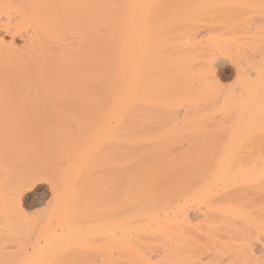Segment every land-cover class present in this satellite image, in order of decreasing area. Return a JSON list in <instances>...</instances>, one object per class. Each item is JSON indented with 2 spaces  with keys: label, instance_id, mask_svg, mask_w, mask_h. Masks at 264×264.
Segmentation results:
<instances>
[{
  "label": "bare ground",
  "instance_id": "bare-ground-1",
  "mask_svg": "<svg viewBox=\"0 0 264 264\" xmlns=\"http://www.w3.org/2000/svg\"><path fill=\"white\" fill-rule=\"evenodd\" d=\"M235 1L0 0V33L3 32L11 36V38L8 36L10 41H13L16 36L23 40L21 49L4 44L0 40V100H3L0 105L3 103L7 105V101L12 99L13 102L9 101V103L12 102L11 105L16 104L15 101H17L19 104L15 106L19 105V107L16 108L25 110L29 105L33 106L32 103H29L30 100L27 102L30 97L45 100L59 98L61 101L75 99V103H72L73 106L69 105L70 102L64 103L67 105V110L66 107L64 110L60 100V104H58L63 109L60 114L64 113L63 111L71 113L70 111L74 110L72 107L77 112L78 108L81 109L79 114L75 110L74 113H71L83 117L81 119L84 121L81 119H79L80 122L76 121L77 127L75 128H78L79 132H83L84 126L85 129L89 127L90 130L92 123L93 126L98 124L93 118L97 115V110L101 111V123L111 113L110 123L112 125H106L111 127V133L109 131L106 136L111 134L113 140L114 138L119 140V143L118 140H114V143H118L119 146L117 147L115 144L117 148L114 146L113 149L119 151L114 154L116 156L119 154V159H121L117 160L118 157L113 155L111 158L114 157L113 159L121 162V170L120 167L118 168L119 172L114 170L117 172L116 177L113 176L116 173L113 174L115 168L106 172L107 174L108 171L111 172L108 176L111 174V177H115L116 184L122 186L116 187L115 182H112L110 188L113 187V189H108L113 191L109 190L111 196L107 197L113 202H111L112 205H109V209L113 208L111 209L113 211L119 207L116 210L118 212L120 210V215L113 211L120 216L117 215L119 219L111 213L112 211L105 209V215L108 211L110 215L112 214V216H108L113 217L110 224L117 223L120 229V232L117 231L120 233L118 242L111 240V238H115L113 236L108 237V241L105 240L111 245L104 241L111 247H106L108 248L106 251L109 249L118 250V256H109L110 254L108 256H106L107 254L105 256H72L70 251H79L76 246L81 243L84 235L81 233L83 229L81 225L80 230L76 229L74 225L76 222L78 223L76 225H79L84 218L81 220L83 216H79V219L77 214L73 217L68 214L69 206L71 210L75 205L74 203L69 204L71 199L68 197L76 198L73 199L77 202L80 201L78 203H81L84 198L81 197L82 200H78V195L76 197L72 195L74 191H71L73 192L72 196L67 197L68 186L63 188L62 193L58 192L60 194H57V191L53 189V193L55 192L53 196L56 195L58 200L57 209L59 210L60 206L64 207V209L60 208L61 215L57 218L59 222L57 227L60 228V232H44L42 236L44 238L41 237L44 239H41L44 241V245L41 241V248L37 246L38 243L36 245L35 241L39 236L35 237L33 240L36 245L34 255L31 252L33 256H17V254H21L20 252H26L27 238L32 235L30 226L34 224L28 222V216L23 211V199L27 190L36 181L35 176L38 177L40 172L38 171L37 174L34 171L36 173H32L35 175L32 178L31 172L27 171L26 166L28 168L27 164L31 163L27 154L28 146H25V149V144L20 139L21 144L18 143L19 141L16 142L20 146L23 145V148H20L14 143L17 139L11 135L12 132L10 133L12 137L8 135L12 128L14 131L16 129L18 131L20 124L18 127L14 123V127L8 128L7 136L6 134L3 136L7 137L8 140L4 137L7 142L10 140L8 136L13 138L11 142H8L11 143L9 147L13 148L11 150L14 151L15 146L17 149L16 152H11L14 154L13 161H15L14 159L18 160L17 158L20 156L24 157V155H27V158L25 160L23 158L24 161L20 158V163L23 162L21 165H26L22 166L25 169L20 168L21 170H19V167L18 169L15 167V163V165L12 164L9 156L11 154L8 152V155L6 152L9 151V148L3 147L2 149L0 147V222H2V224L0 223V264H206L202 262L203 260L208 264H222L223 260L232 256L236 259H234L236 264H257L258 262H260L258 264H264V145L261 142L263 137L261 130L264 128V66L260 63L249 64V61L245 60L248 63L246 64L248 70H245L244 66L239 67L242 69L237 68L239 80L236 81L240 86L239 90H235L237 93L233 90L221 95L218 82L216 83V80L206 82V77H208L204 74L206 71H202L201 64L197 63L202 58L208 57L205 56L207 53L210 57L213 54L227 57L226 55L231 56L233 52L239 56L245 53L243 44L238 45L234 39L223 37L224 35L219 33L220 31L216 34L207 32L202 41L197 40L198 36L195 32V28L197 29L200 22L212 21V24L215 19L213 24L216 25V22L220 23L223 17L226 18L230 15L235 17L238 23L229 25L228 22L225 23L226 27L221 24L219 29L222 28L224 31L229 28L239 30L243 27V22H245L243 19L248 13L249 16L264 14V4L263 6L258 4L260 0H248L249 5L247 6L245 5L247 4L246 0H241L246 2L245 4L244 2L238 4L237 1L240 0ZM166 2L169 5H165ZM253 2L256 3L255 5L258 4L259 8ZM233 3L238 5L235 4L234 7ZM229 4L230 7H226ZM223 13L225 14L223 15ZM207 17L209 19L211 17L213 20L209 21ZM232 20L231 18L230 23ZM203 29L205 28L203 27ZM254 29L256 28L254 27ZM167 48L171 51L170 59L163 60L167 58L166 55L160 58L162 50L157 58V50ZM242 51L243 54L240 53ZM207 59L209 60V58ZM200 71L203 72V76ZM204 76V81L201 78L198 79ZM196 79L202 81L197 83L200 84L197 88L194 87ZM194 80L195 83H193ZM5 100L7 101L4 102ZM23 100L27 102H23V104H28L25 105L26 108L20 106ZM55 103L57 105V102L52 105ZM42 104L43 108L44 103ZM11 105L10 107L7 105L5 109H3L5 106L1 107L0 110L3 111L0 113L9 110L7 112L12 114L17 111L15 106L11 107ZM68 105L71 106V110L68 109ZM77 105H86L90 110L85 111L86 107ZM209 105L211 107L217 105L212 108V115L209 113L210 110L207 111L210 108ZM179 107L184 108L182 111L184 114H182V120L180 119L181 122L178 123L180 121L177 120ZM144 108L145 112L143 113ZM84 111L86 114H90L88 111H91V115H93L90 118L94 122L85 117ZM21 113L25 115L26 112L22 111ZM216 116L219 117V120H225L227 128L221 130L220 134L219 132L211 134L209 130L208 132L205 131L206 129L203 130L202 127L205 124H211L210 122ZM71 117L74 119L72 120ZM71 117L68 118V121L71 119L73 124L78 118ZM97 117L95 118L98 121L100 118ZM9 120L10 117L7 118L8 122ZM88 120L91 122V126H89ZM69 122L64 123L69 127ZM104 123L102 124L105 126ZM165 124L169 127L167 128ZM178 124L180 128H178ZM26 125L30 127V124ZM54 125L56 126V124ZM164 125L167 129H164ZM57 126L60 128V123ZM72 126L74 127V124ZM181 137H187L191 142L184 143L183 146L187 144L186 148L178 146L181 150L178 151L176 148L175 151L173 149L175 142L173 141L179 140ZM1 138L3 137L0 136V140ZM217 138L220 139L218 145L200 143V140ZM104 139H106L105 136ZM19 148L20 152H23L22 149H24L26 154L22 153V155ZM16 153H19L17 158ZM29 156L31 157V154ZM98 157H100L99 154ZM98 159L96 162L99 161ZM113 161L107 163L112 164ZM117 161H114V166L118 164ZM99 162L101 164V160ZM40 163L36 162L35 164L40 167L42 166ZM19 164L17 163V166ZM95 164L89 168L99 165ZM31 165L35 166L33 163ZM73 165L75 166V162ZM55 167L54 164L53 169ZM95 168L98 169V167ZM118 174L122 180L117 177ZM56 176L58 175L56 174ZM82 176L80 175L81 180H78H83L82 182L86 183L87 178ZM109 179L106 182H109ZM95 182L97 183L96 180ZM95 182H92L93 186H96ZM87 184L89 183L87 182ZM115 188L117 192H114ZM95 195H93L94 199L99 196L94 197ZM93 198L90 199L94 202ZM119 199H121L120 203ZM115 200L118 201L114 204ZM89 201V199L85 202L82 201V207H85L84 203ZM77 202L76 206L79 205ZM93 202L88 204L92 206ZM106 203L108 205V202L103 204ZM100 204L98 205L100 206ZM82 207H76L74 213ZM92 207H90L91 209L87 207V209L95 213ZM104 208L106 207L104 206ZM54 209L56 210V208ZM84 210L87 211L86 208ZM91 213L89 214L87 211V217L83 214L85 218L91 220L93 217ZM191 213L197 214V222H192L190 215L193 217V214ZM53 216L55 217V215ZM72 218L75 219L74 222ZM89 219H85L87 223H89ZM113 219L117 221H113ZM91 221L90 223L94 222V220ZM101 223L100 225L92 224L90 229L87 226L88 229H84L82 232L85 230L98 232L97 229L105 224ZM87 227L85 226V228ZM43 229L51 231L49 228L43 227L39 235H42ZM110 230L113 231L110 227L105 231L110 232ZM86 231V236H89L90 232ZM95 235L90 236L95 238ZM15 237L16 239H14ZM97 239L99 238L96 237L95 241ZM15 241H18L17 246L13 243ZM96 243L98 244L99 241ZM83 244L85 245V242ZM83 246L80 249L83 250ZM10 247H15L14 253L11 254L12 251L5 253L11 249ZM100 247L96 246L99 251ZM95 249L94 251L97 250ZM102 249L104 248L102 247ZM98 250L96 252L99 253ZM60 253H63L62 255L67 253L68 256H58ZM208 259H212L214 262L212 263Z\"/></svg>",
  "mask_w": 264,
  "mask_h": 264
},
{
  "label": "rangeland",
  "instance_id": "rangeland-1",
  "mask_svg": "<svg viewBox=\"0 0 264 264\" xmlns=\"http://www.w3.org/2000/svg\"><path fill=\"white\" fill-rule=\"evenodd\" d=\"M224 1H226V0H224ZM228 1V0H227ZM235 1V0H234ZM248 0H246V2H247ZM250 1V0H249ZM248 1V2H249ZM262 1H263V3H262ZM236 2V1H235ZM240 2V3H239ZM237 1V3L238 4H243V2L244 1ZM246 2H244V4L246 3ZM248 2H247V4H245L246 6L247 5H249L248 4ZM255 2H257V1H255ZM254 3V2H253ZM231 4V3H230ZM230 4H229V6H226V7H230ZM234 5V7H235V4L236 3H233ZM238 4H236V5H238ZM256 3H254V5H255ZM258 4L260 5V4H262L261 6H263V4H264V0H260V1H258ZM258 4L257 5H255V6H257L258 8H259V6H258ZM165 5H169V3L167 4V2L165 3ZM228 5V4H227ZM232 5V4H231ZM240 6V5H239ZM239 6H238V8H239ZM254 6V7H255ZM260 6V7H261ZM225 7V8H226ZM243 7V6H242ZM258 8H256V9H258ZM230 10V9H229ZM233 11H235V10H233ZM226 12H228L227 11V9H226ZM225 13H223V15H224ZM228 14V13H227ZM237 14V13H236ZM230 15V14H229ZM246 15V14H245ZM250 14L248 13L246 16H245V18L243 19L245 22H243L244 24L242 25L243 27H241L239 30H231L230 28H229V30H227V29H225V31L221 28V30L219 29L220 27H221V24L224 26V27H226L227 26V24H225V23H228L229 22V25L230 24H236V23H238V20L234 17H232L231 15V17L230 16H227L226 18H224L223 17V19L220 21V23H217L216 21V25L215 24H213L214 23V20L210 17V19H212L213 20V23L211 24V22L212 21H210V19H209V17H207L208 19H209V21L210 22H208V23H203V22H200L198 25H197V29L195 28V32H196V36H198L197 37V40L199 41V40H201L202 41V39L207 35L206 33L208 32V33H217V32H219V33H222L224 36L223 37H225V38H227V39H231V40H235L236 42H237V44L238 45H244L245 47L243 48V51L245 52L244 54H243V51L242 52H240V53H242L243 55L241 56V54H240V56L236 53V52H233V53H231V56H228V55H226L227 57H225V55H219V54H213V55H211V57L209 56V55H207V54H205V56H208V57H204V59H205V61L203 62V58L201 59V61H202V63H201V61H199V62H197L199 65L201 64V67H202V71H206L204 74H206L205 76H208V77H206L207 79L205 80L206 82L208 81V82H211V81H215L216 83L218 82V84H219V86H218V88L220 89V91H221V95L223 94L224 95V93L225 92H227V91H237V90H239L238 88L240 87L239 86V83L237 82L239 79H238V73L237 72H239V70H237V68L238 69H242V68H239L240 66L241 67H243L244 66V69L245 70H248V67L246 66V64H248V63H246L247 61H249V64H254V65H256V64H262L263 66H264V14L263 15H261V14H258V16H257V14H255V16H254V14H252L251 16H249ZM226 16V15H225ZM237 16V15H236ZM253 16V17H252ZM259 16H260V18H259ZM262 16V17H261ZM230 17V19H228ZM218 18V17H217ZM220 18V17H219ZM231 18L234 20H236V22H234L233 20H232V22L230 23V20H231ZM251 18V19H250ZM257 18V19H256ZM259 18V19H258ZM226 19V20H225ZM229 21H228V20ZM250 19V20H249ZM205 20H207V19H205ZM205 20H204V22H205ZM217 20V19H216ZM218 20H220V19H218ZM217 20V21H218ZM226 21V22H225ZM247 21L249 22L248 24H247ZM224 22V23H223ZM219 25V26H218ZM226 25V26H225ZM246 25H247V27H246ZM200 26V27H199ZM203 27L205 28V29H203ZM217 27V28H216ZM254 27L257 29V30H260L259 32L256 30V29H254ZM208 28H210V29H208ZM243 29V30H242ZM257 32H256V31ZM216 31V32H215ZM254 31H255V33H254ZM261 33V34H260ZM8 34H5V33H3V32H1L0 33V40L4 43V44H7V45H12V47H15V48H17V49H21L22 48V46H23V43H22V38H19L18 36H16V38H14V40L13 41H10L11 39V36H9ZM12 43V44H9V43ZM143 47H144V45H143ZM143 50H144V48L142 49V53H143ZM161 50H162V52H161ZM158 51V57L157 58H159V56H160V52H161V56H160V58H162V57H164L165 55V57H167V58H165V59H163V60H169L170 59V57H171V55H169V53H171V51H170V49L168 50V48L167 49H159V50H157ZM241 51V50H240ZM205 52V51H204ZM163 53V54H162ZM163 55V56H162ZM215 55V56H214ZM245 55V56H244ZM157 56V55H156ZM207 58H209V60L207 59ZM207 59V60H206ZM167 60V61H168ZM245 60H247V61H245ZM211 61V62H210ZM205 64V65H204ZM197 67V66H196ZM208 67V68H207ZM246 67V68H245ZM203 68H204V70H203ZM206 68V69H205ZM195 70H196V68H194ZM193 69V70H194ZM195 70H194V72H195ZM201 70V69H200ZM211 71V72H210ZM201 72V71H200ZM208 72V73H207ZM195 73H197V72H195ZM202 73V76H203V72H201ZM197 75H198V73H197ZM211 75V76H210ZM205 76L204 77H199L198 79H202L203 80V78H205ZM211 80H210V79ZM198 79H196V84L197 83H199V82H202L201 80L200 81H198ZM209 79V80H208ZM203 80V81H204ZM237 80V81H236ZM147 81H149V80H147ZM193 83H195V80H194V82ZM194 85V87L195 88H197V86L198 85H200V84H197V85ZM194 88V89H195ZM235 91V92H236ZM237 93V92H236ZM47 99V98H46ZM62 100H64L65 98H61ZM8 100V99H7ZM7 100H5L4 102H6ZM15 100V99H14ZM30 100V101H29ZM60 99L58 98V99H56V98H54V100H53V98H52V100H50V99H47V100H45V99H41V98H29V99H27V102L29 101V103H32L33 104V106L32 105H29L28 106V108H26V106L28 105V104H23V102H26L25 100H23L22 101V105H20L21 107H25L26 109L25 110H22V108H16V107H19V105H17V106H15L16 104H19V103H17V101H15L16 102V104H10V103H12L13 102V100L12 99H10L9 101H12V102H10L9 103V101H7V105H9L8 107H10V105H11V107H13V105L15 106V108L17 109V111H15L14 110V108H13V110L15 111V112H11L12 114H10V112L8 113L7 111H9V110H6V112H5V110H4V112L5 113H0V136L1 137H3V138H1V140L0 141H2V142H0V147H2V149H3V147H5V149H7V148H9V151H6L5 149V151L7 152V154H8V152L12 155V157H11V155H9L10 156V160H12V164H14L15 165V167L18 169V167H19V170H21L20 168H22V169H25L24 167H22V166H25V165H21L22 163H20V158H21V160H23V158H24V160H25V158H27V155L25 156L24 155V157H22V156H20V158L18 157L17 158V156H18V154L16 153V158L19 160V162H18V160H16V159H14L15 161H13V156H14V152H16L15 150H17L15 147V144L14 143H16V142H18L20 139V141H22L25 145H24V148H25V146H28V150H29V152H31L30 154H31V157L29 156L30 154H29V152H27V154H28V159H30V161H31V163L29 164L28 162V168L31 166L32 167V163H33V166L35 167V168H38V169H35L34 167H30L29 169L27 168V166H26V169H27V171L28 172H31V175H33V177L32 178H34V174L37 172V174L39 173V175H38V177H36L35 176V179H36V181L34 182V184L27 190V194H25V197H24V199H23V204H24V208H23V211L25 212V214H26V216H28L27 218L29 219L28 220V222L31 224L32 222L34 223L33 225H35L34 227H33V225L31 224V226H30V228L32 229V235H30V237H28L27 239H28V243L26 244L27 246H26V252L23 254L22 252H20L21 254H17V256H20V255H25V256H33L34 255V249H36V245H37V243H38V247L39 248H41V246L42 245H44V241H42V240H44V239H42V238H44V237H42L43 236V233L44 232H53V231H59L60 232V228H58L57 227V225L59 226V222L57 221V218L58 217H60V213H61V209H64V207L63 206H60L59 205V202H58V205L60 206V208H59V206H58V208H59V210L57 209V205H56V203H57V198H56V195L55 196H53V194H55V192L53 193V189H54V191H57L56 193L57 194H60V193H62L63 191V188L65 187V186H68L69 187V189H68V191L69 192H67L66 193V195H67V197L68 196H72V195H74L75 197L78 195L79 196V199L78 200H82L81 199V197L82 198H84L85 199V201L86 200H90L89 202H93V200H91L90 198H93V195L94 194H96L94 197H96L97 195H99V196H97L95 199H94V202H93V204L92 203H90V204H92V206L91 205H89L88 203L89 202H86V203H84V205L86 204V206L87 207H89V209H91L90 207H92V208H94L93 210H95V213H96V215H93V214H95L94 212H92V210H91V212H90V210H88L87 209V207L85 206H83L82 207V205H81V203H83V202H85L84 201V199L81 201V203H78V202H80V201H78L77 202V200L75 201L74 199H76V198H70V197H68L69 199H71L70 201V203L69 204H71L72 205V203H74L73 205V208L70 210V206H69V211H68V214L70 215V216H72L73 217V215H76L79 219H80V217L79 216H83L82 217V219L81 220H83V218H84V222L83 221H81L80 223H79V225H76V224H78L76 221L78 220V218H75V219H77L75 222H76V224L74 225L75 226V228L76 229H78V230H80L81 228H83L82 230H84V229H88V227H89V229H90V227L92 226V224L94 225H100V223L102 222H104L100 227V229H97L98 230V232H91L90 230L89 231H86L87 233H89L90 232V234H88L89 236H86L87 234H85V231L84 232H82V230H81V233H84V235H83V237H82V239H81V243L78 245V246H76V249H77V247H78V249H79V251H73V252H71L70 250V253L71 254H73L72 256H105L106 254V256H108L109 254V256H118L117 255V251L118 250H112V249H109V251H106V249H108V248H106V247H110V246H108V245H106L105 244V242L106 243H108L107 241L109 240V238L110 237H115V238H111V240H116V242H118L119 241V236H120V229H119V226H118V224L117 223H112V224H110L111 223V221H112V218L111 217H108V216H112V214L110 215V213H109V211L111 212L112 210L111 209H113V208H110L109 209V205L111 204L112 205V200L109 198V199H107V197H108V195L109 196H111L109 193H110V191L112 192L113 190H110L111 188L113 189V187H111L110 188V186H111V183L113 182H115L114 180V178L116 177V174H117V172H119V170H118V168L120 167V170H121V162L119 163L117 160L119 159V154H117V156L114 154L116 151H114V149L115 148H117L118 146H119V140L118 139H116V138H114V140H118V143H114V140L112 139V135L111 134H109V136H106V135H108V132L109 133H111V127H107V126H109V125H112V123H110V121H111V113H109L108 115H107V117H106V119L103 121V122H105L104 124H105V126L101 123V118H100V115H101V111H100V109L99 110H97L96 112H97V115H96V112H95V115L96 116H98L97 118L99 119L98 121H97V119L93 116V118H94V121H96V123H98V124H95L94 126H93V123H92V126H91V122H94L93 121V119H92V121H91V118H92V115H91V111H88L90 114H86V112L85 111H87V109H88V107H86V105L84 106V107H86L85 108V113H83V114H86V118L88 119H90V121L88 120V122H89V126H91L92 127V129L90 128V130H89V127H87L88 126V124H87V128L88 129H85V126H84V129H83V132L81 131V129H80V131L81 132H79V130H78V128L76 129L75 127H77L76 126V121L77 122H80V120L79 119H81V118H83L82 116H80V115H77V114H79V113H81L80 111H81V109H79L78 108V112H77V110L74 108V107H72L76 112H77V114L75 113V114H71V113H74V110H71L72 108H70L71 106H73L72 105V103L74 102V100L73 101H61V104L63 103V105L62 106H64L63 108H64V110H65V107L67 106L66 104L64 105V103H68V102H70L69 103V105H71V106H69L68 105V109H70L69 111L71 112V113H67L66 111H63L64 113H62V114H60V112H62V106H60L59 104H60V101H59ZM68 100V99H67ZM71 100V99H70ZM2 101L3 100H0V102H1V104H2ZM76 101H78L77 99H76ZM81 102H83L82 100H80ZM14 102V103H15ZM18 102H21V101H18ZM26 102V103H27ZM54 102H57V105H59L58 106V108H57V105H56V103H55V105H52V103H54ZM79 102V101H78ZM86 102V101H85ZM42 103H44V107L42 108V106H43V104ZM48 104V106H47V104ZM59 103V104H58ZM75 103V102H74ZM73 103V104H74ZM77 103V102H76ZM80 103V102H79ZM40 104H42V105H40ZM50 104H51V106H50ZM6 104H4L3 103V105H0V108L1 107H3V106H5L3 109H5V108H7L6 106H7ZM26 105V106H25ZM212 105V104H211ZM32 106V107H31ZM36 106V107H35ZM77 106H79V105H77ZM77 106H76V108H77ZM80 106H82V105H80ZM79 106V107H80ZM82 106V107H83ZM210 106V105H209ZM214 106H217V105H214ZM213 106V107H214ZM81 107V108H82ZM143 107H144V105H143ZM213 107H211L210 106V108L207 110V111H209V113L211 114L212 112H213ZM89 108H91V107H89ZM12 110V111H13ZM21 110V111H20ZM51 110V111H50ZM56 110V111H55ZM59 110V111H58ZM66 110H67V107H66ZM88 110H90V109H88ZM145 110V108L143 109V113L145 112L144 111ZM184 110V108L183 107H179L178 108V111H177V113H179V114H177V120H182V117H183V115L182 114H184V113H182V111ZM1 111H3L2 109L0 110V112ZM26 112L25 113V115L24 114H22L21 112ZM93 111V110H92ZM53 112V113H52ZM41 113V114H40ZM44 115H43V114ZM55 113H56V116H55ZM12 115V116H11ZM70 115V117L71 116H76L78 119H76V117H75V121H74V127L72 126L73 124L71 123V121L74 119V117L72 118L71 117V119H69V121H68V118H70V117H68ZM212 115V114H211ZM215 115H217V114H215ZM5 116L8 118V117H10V120H9V122L7 121V118L5 119ZM27 116V117H26ZM79 116H80V118H79ZM178 116H179V118H178ZM12 117V118H11ZM91 117V118H90ZM85 118V119H86ZM44 119V120H43ZM58 119V120H57ZM63 119H66V120H63ZM87 119H86V122H87ZM82 120V119H81ZM103 120V119H102ZM159 120H161V119H159ZM181 120L180 121H178V123L179 122H181ZM10 121H11V124H10ZM21 121V122H20ZM22 121H23V123H22ZM52 121H54L53 122V124H52ZM69 122V124H70V126L68 127L67 125H66V123H68ZM82 121H84V120H82ZM81 121V122H82ZM225 120H223V119H220L219 120V117L218 116H216V118L215 119H213L210 123L211 124H209V125H204V127H202V129L204 130V129H206L205 131H207L208 132V130H209V132H211V134H215V133H218L219 132V134L221 133V130H225L226 128H227V123H225L224 122ZM13 122V123H12ZM44 122H45V124H44ZM64 122H66V123H64ZM73 122V121H72ZM221 122H223L222 123V125H221V127H220V125H219V123H221ZM14 123H16V125L18 126V124H20L18 127V131H14V129L12 128V127H14ZM30 124V127H28V125H26V124ZM59 123H60V128L57 126V125H59ZM110 123V124H109ZM24 124V125H23ZM38 124V125H37ZM52 124V125H51ZM54 124H56V126L54 125ZM68 124V125H69ZM82 124V123H81ZM84 124H85V122H84ZM164 124V123H163ZM181 124V123H180ZM12 125V126H11ZM26 125V126H25ZM61 125H63V126H61ZM86 125V124H85ZM107 125V126H106ZM166 126H167V128L169 127L167 124H165ZM164 125V126H165ZM16 126V127H17ZM24 126V127H23ZM67 126V127H66ZM103 126V127H102ZM159 126H160V124H159ZM166 126H165V128L164 129H167L166 128ZM178 126H179V124H178ZM10 127V129L11 130H13V131H11L10 130V132L8 133V135H10V133H11V135L15 138V139H17L13 144V146H15L14 147V151L13 150H11V149H13V148H11V147H9V146H11V143L9 144L8 142L10 141L11 142V140L13 139V138H11L10 136H8L9 138H10V140L7 142L6 141V139H7V137H5V136H3L4 134H6V136H7V130H8V128ZM15 127V128H16ZM22 127V128H21ZM56 127V128H55ZM79 127H80V125H79ZM100 127H102V128H100ZM106 127V128H105ZM162 127H163V125H162ZM264 127V126H263ZM29 128H30V130H29ZM62 128V129H61ZM105 128V129H104ZM178 128H180V126L178 127ZM28 129V131H26ZM102 129H104V130H102ZM3 130V131H2ZM22 130V131H21ZM88 130V131H87ZM93 131H94V133H93ZM262 131V133H263V137L261 138V142L263 143V145H264V128L261 130ZM25 132V133H24ZM28 132V133H27ZM100 132V133H99ZM27 133V134H26ZM105 133V134H104ZM25 134V135H24ZM15 135H16V137H15ZM102 135H103V137H102ZM111 135V136H110ZM218 135V134H217ZM104 136H105V138L106 139H104ZM6 139H5V138ZM184 137V136H183ZM183 137H181V138H179V140H175V141H173V142H175L174 144H173V146H174V150L176 151V148H177V150L178 151H180L181 149L180 148H178V146H182V147H184V148H186V145L189 143V142H191L187 137L186 138H183ZM210 138H213V137H210ZM28 139V141H26ZM8 140V139H7ZM30 140V141H29ZM188 140V141H187ZM18 142V143H20L21 144V142ZM73 141V142H72ZM74 141H76V142H74ZM79 141V142H78ZM187 141V142H186ZM22 143V144H23ZM29 143H31L30 145H28ZM73 143H74V145H73ZM97 145H96V144ZM184 143H187L185 146H183L184 145ZM197 143V142H196ZM199 143V142H198ZM200 143H206V144H215V145H218L219 143H220V139L219 138H217V139H209V140H200ZM2 144V145H1ZM5 144V146H3ZM17 144V143H16ZM114 144V145H113ZM115 144L117 145V147L115 146ZM17 145H19V144H17ZM89 145V146H88ZM92 145V146H91ZM177 145V146H176ZM8 146V147H7ZM23 146V145H22ZM22 146H20L19 145V147L20 148H23ZM115 146V148L113 149V147ZM19 148V149H20ZM121 148V147H120ZM183 148V149H184ZM1 149V148H0ZM26 149V148H25ZM100 149V150H99ZM180 149V150H179ZM182 149V150H183ZM90 150V151H89ZM120 150V149H119ZM21 151V149L19 150V152ZM22 151L23 152H20L21 154L22 153H24V154H26L25 152H24V149H22ZM25 151H27V150H25ZM99 151V153H97ZM11 152H13V153H11ZM93 152V153H92ZM100 152H102V153H100ZM119 151H117L116 153H118ZM120 153H121V151H120ZM20 154V155H21ZM95 154H97V156H95ZM98 154H99V156L100 157H98ZM23 155V154H22ZM116 156V157H118L117 158V160H115V159H113V158H111V156ZM78 156V157H77ZM103 156V157H102ZM121 156V155H120ZM57 157V158H56ZM60 159H59V158ZM80 157V158H79ZM96 157V158H95ZM99 159H98V158ZM12 158V159H11ZM27 159V160H28ZM78 159V160H77ZM96 159H98L99 161L101 160V164H99L100 162L98 161V162H96L97 160ZM109 159V160H108ZM121 159V158H120ZM119 159V160H120ZM23 160V161H24ZM62 160V161H61ZM80 160V161H79ZM117 161V163L119 164H117L116 165V163H115V165L116 166H114L113 165V163H114V161ZM29 161V160H28ZM29 161V162H30ZM32 161H35V162H32ZM56 161V162H55ZM59 161V162H58ZM112 162L113 161V163L110 165L109 163H107V162ZM37 162V164L39 163V162H41L40 164L42 165V166H38L37 164H35ZM74 162H75V166L73 165L74 164ZM80 162V163H79ZM103 162V163H102ZM17 163L19 164L18 166H17ZM77 163V164H76ZM90 163V164H89ZM94 163H96L95 165H97V164H99L98 166H95V167H98V169H96L95 167L94 168H92L93 166L92 165H94ZM54 164H55V169H56V172H54L55 171V169H53V167H54ZM87 164H88V166H87ZM108 164V165H107ZM14 165H13V167H14ZM30 165V166H29ZM60 165V166H59ZM63 165V166H62ZM74 167H73V166ZM87 167H86V166ZM37 166V167H36ZM78 166V167H77ZM79 166H80V168H79ZM90 166H92L91 168H89ZM50 167V168H49ZM61 167V168H60ZM62 167H63V169H62ZM86 167V168H85ZM15 168V169H16ZM43 168V169H42ZM60 168V169H59ZM78 168H79V170H78ZM82 168V169H81ZM91 170H89V169ZM113 168H115V169H113ZM117 168V169H116ZM16 169V170H17ZM50 169V170H49ZM53 169V170H52ZM62 169V170H61ZM75 169V170H74ZM87 169V170H86ZM110 169H113V174H114V172H116L117 170V172L113 175V176H115L114 178L113 177H111L112 175L110 174V176H108L109 175V173H111V172H109L108 171V174H107V170H110ZM44 170V171H43ZM62 171V173H61V171ZM114 170H116V171H114ZM33 171V172H32ZM34 171H36V172H34ZM39 171V172H38ZM58 171H60L59 173H57ZM85 171V172H84ZM42 172V173H41ZM44 172H45V175H44ZM77 172V173H76ZM82 172H83V174H82ZM32 173H34V174H32ZM58 175V176H60L59 178H57L58 176H56V174ZM87 173V174H86ZM50 174V175H49ZM75 174H76V176H75ZM89 174V175H88ZM120 174V173H119ZM119 174H118V178H120L119 177ZM80 175H83L82 177H84V178H87V182L89 183V184H87L86 185V183L84 182H82V181H79V180H81L79 177H80ZM107 176H108V179L111 177V179H112V181H111V179H109V182H106V180L108 181V179H107ZM121 176V175H120ZM81 177V178H82ZM83 178V179H84ZM59 179V180H58ZM79 179V180H78ZM91 179V180H90ZM117 179V178H116ZM67 180V181H66ZM94 180V181H93ZM95 180L97 181V183L95 182ZM118 180V179H117ZM116 180V181H117ZM120 180H122V177L120 178ZM119 180V181H120ZM85 181H86V179H85ZM98 181H100V182H98ZM91 182V183H90ZM92 182H95L96 184V186H93V184H92ZM118 182V181H117ZM53 183V185H51ZM108 183V184H107ZM119 183V182H118ZM65 184H67V185H65ZM110 184V185H109ZM115 184H116V182H115ZM109 185V186H108ZM53 186V187H52ZM87 186V187H86ZM98 186V187H97ZM108 186V187H107ZM113 186V185H112ZM116 187L118 186V187H122V186H120V184H116L115 185ZM114 186V187H115ZM77 187V188H76ZM97 188V190H96V188ZM76 188V189H75ZM108 188H110V189H108ZM71 189V190H70ZM121 189V188H120ZM110 190V191H109ZM115 190L116 191H114V192H117V189L115 188ZM119 190V189H118ZM71 191H74V193L73 192H71ZM122 191V190H121ZM120 191V192H121ZM58 192H60V193H58ZM71 193H73L72 195H71ZM77 193V194H76ZM119 193V192H118ZM70 194V195H69ZM112 194V193H111ZM113 195H114V193H113ZM118 195V194H117ZM121 195V194H120ZM91 196V197H90ZM101 196V197H100ZM89 197V198H88ZM98 198H102V199H98ZM117 198H119V197H117ZM73 199V200H72ZM106 199V200H105ZM113 199V198H112ZM114 199H115V197H114ZM113 199V200H114ZM54 200H56V201H54ZM111 200V201H110ZM120 200L121 199H119V201L118 200H115L114 201V204L115 203H117L116 201H118L119 203H120ZM96 201H100L101 202V204H100V202L98 203V202H96ZM76 202L82 207L81 209L79 208V210H76V213H74V211H75V209H76V207H80L79 205H77L76 206ZM105 202H108V205H107V203L106 204H103V203H105ZM112 202V203H111ZM119 203H118V205H119ZM54 204V205H53ZM98 204H100V206L98 205ZM117 205V204H116ZM67 206V207H68ZM97 206H99L98 208H97ZM104 206L106 207V208H104ZM114 206V205H113ZM95 207H96V209H95ZM117 207V206H116ZM54 208H56V210H57V212H54V211H56ZM86 208V210L88 211V213L90 214L91 213V215L93 216L92 218H91V220L93 221L94 220V222H95V220H96V222L97 223H99V224H97L96 222L94 223V222H92L89 218H85V217H87L86 215H87V211H85L84 209ZM102 208V209H101ZM115 208V207H114ZM98 209V210H97ZM108 210L109 209V211L108 212H106V215H105V211L106 210ZM116 209H119V207L118 208H116ZM116 209H114L113 211H115V212H117L118 214L120 213V210H119V212H118V210H116ZM97 210V211H96ZM71 211V212H70ZM113 211L111 212V213H113ZM54 212V213H53ZM70 212V213H69ZM113 213V215L115 214V216H117L118 214L117 213ZM57 213V214H56ZM84 213L85 214V217H84V214L82 215V214ZM109 213V214H108ZM104 214V215H103ZM191 214H193V217H191L192 215H190V218H192L191 220H192V222L193 223H195V222H197V214H194V213H191ZM53 215H55V217L53 216ZM90 215V216H91ZM120 215V214H119ZM118 215V216H119ZM89 216V215H88ZM105 216H107V217H105ZM115 216H114V218H115ZM118 216L116 217L117 219H119L118 218ZM120 217V216H119ZM196 217V218H195ZM102 218V219H101ZM105 220H104V219ZM109 218V219H108ZM115 218V219H116ZM193 218H195V220H193ZM56 219V220H55ZM75 219H73L72 218V221L74 222V220ZM88 220L89 219V223H87V221L86 220ZM108 219V220H107ZM115 219H113V221H117V220H115ZM99 220H101V221H99ZM109 220H110V222H109ZM1 221V220H0ZM90 221L92 222V223H90ZM82 222H83V224H82ZM1 224H2V222H0ZM36 223V224H35ZM57 223V224H56ZM107 223V224H106ZM1 224H0V227H1ZM74 224V223H73ZM48 225V226H47ZM80 225H81V228H79L80 227ZM90 225V226H89ZM109 225V226H108ZM38 226V227H37ZM47 226V227H46ZM85 226L87 227V228H85ZM106 226V227H105ZM36 227V228H35ZM40 227H44L45 229L46 228H49L51 231H47L48 229H46V230H44L43 229V231H42V235H39V233L41 232V229L42 228H40ZM99 227V226H98ZM97 227V228H98ZM109 227H110V229L112 228V230L114 231V228H115V231L113 232H111V230H110V232H108V231H105V230H108L109 229ZM33 228L35 229L34 231H33ZM38 228V229H37ZM105 229V230H102V229ZM106 228H108V229H106ZM117 228V229H116ZM30 229V230H31ZM37 229V230H36ZM103 232H102V231ZM119 230V232H117ZM35 231H36V233H35ZM100 232H102V233H100ZM106 232V233H105ZM108 232V233H107ZM100 233V234H99ZM112 235H111V234ZM114 233V234H113ZM30 234H31V231H30ZM93 234H96L95 236L97 237V238H99V239H97V241H99V243H100V245H99V243L97 244L96 242L97 241H95L96 240V237L94 238L93 236H90V235H93ZM97 234H99L98 236H97ZM111 236H110V235ZM103 235V236H102ZM106 235V236H105ZM119 235V236H118ZM39 236V237H38ZM35 237H38V238H36L35 239V241H36V245H35V241H33L34 240V238ZM42 237V238H41ZM85 237V238H84ZM107 237V238H106ZM109 237V238H108ZM117 237H118V239H117ZM40 238V239H39ZM101 238V239H100ZM103 238V239H102ZM14 239H16V237L14 238ZM42 239V240H41ZM94 239V240H93ZM105 240H107V241H105ZM110 240V241H111ZM43 242V244H42V242ZM105 241V242H104ZM17 242L18 241H15V242H13L16 246H17ZM83 242H85V245L83 244ZM111 242H113V241H111ZM110 242V243H111ZM42 244V245H41ZM85 246H83V245ZM95 244V245H94ZM105 244V245H104ZM109 244V243H108ZM92 245V246H91ZM94 245V246H93ZM109 245H111V244H109ZM82 246H83V250L82 249H80V248H82ZM96 246L98 247V246H101L100 247V251L98 250V248H96ZM33 247V248H32ZM94 247V248H93ZM102 247L104 248V249H102ZM11 248V247H10ZM93 248V249H92ZM99 251V253L98 252H96L97 250ZM111 248V247H110ZM38 249V248H37ZM91 249V250H90ZM94 249L96 250V251H94ZM15 251V247H12L11 249H8L5 253H8V251L10 252V251H12V252H10L11 254H13L14 253V251ZM72 250H73V248H72ZM103 250V251H102ZM105 250V251H104ZM112 250V251H111ZM31 252L33 253V255L31 254ZM95 252H96V254H95ZM101 252V253H100ZM106 252V253H105ZM112 252V253H111ZM119 252V251H118ZM9 253V254H10ZM113 253H116V254H114L113 255ZM10 254V255H11ZM63 253H60V254H58V256H65V255H67V253H65V255H62ZM69 254V253H68ZM70 255V254H69ZM68 256V255H67ZM233 257V256H232ZM232 257H229V258H227V259H225V260H223V262H222V264H236L237 262H235L234 261V259L235 258H232ZM257 257H261V256H257ZM237 258V257H236ZM236 260V259H235ZM239 260V259H238ZM261 260V259H260ZM208 261H212V263L214 262V260H212V259H208ZM240 261V260H239ZM259 261V260H258ZM202 262H204V263H206V264H208V262H205V260H203ZM258 263H260V262H258ZM257 263V264H258ZM213 264H215V263H213Z\"/></svg>",
  "mask_w": 264,
  "mask_h": 264
}]
</instances>
